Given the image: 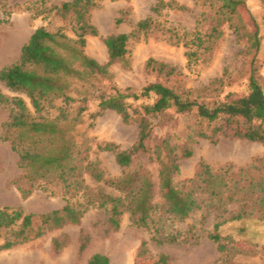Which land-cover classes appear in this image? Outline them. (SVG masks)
<instances>
[{
	"label": "trees",
	"instance_id": "trees-1",
	"mask_svg": "<svg viewBox=\"0 0 264 264\" xmlns=\"http://www.w3.org/2000/svg\"><path fill=\"white\" fill-rule=\"evenodd\" d=\"M195 1H202L211 13L209 19L212 24L206 31L200 26L194 31L166 28L157 19L148 16L139 20L129 33L105 37L109 54L107 63H101L85 52L87 36L99 34L98 28L90 20V11L97 0L65 1L53 8L56 15L70 21L76 37H70L62 28L50 30L39 27L22 46L19 58L1 69L0 80L10 90L29 97L33 108L21 96L8 97L0 92V103L11 106L9 119L3 124L2 138L9 141L18 154L24 178L32 187L48 190L49 185H61L65 194L73 192L76 195L79 193V198L84 197L82 202L71 203L67 200L61 209L42 214L26 213L21 207H0V237L20 224L13 233V239L6 241L4 248L42 236L46 231L67 223L78 224L90 205L95 204L111 205L109 224L114 229L120 226L125 212L129 213L134 226L152 228L159 216L185 220L197 210L213 209L222 219L215 223L210 238L217 244L223 258L228 259L233 240L228 241L224 237L222 226L252 217L255 212H258L260 219L264 218V175L259 179L252 177L247 184H241L240 180L227 178V172H215L207 162L202 161L194 177L184 181L175 180V175L180 171V160L192 155L186 141L192 142L194 136H221L264 143V74L258 59L262 35L259 23L247 10L248 0ZM259 1L264 7V0ZM165 9L184 10L186 7L174 0H158L152 7L156 14ZM245 10L248 11L249 20L243 14ZM4 13L10 14L7 11ZM8 20L4 18L0 22ZM123 21L124 17L120 16L116 24ZM226 24L238 39L246 42V94L228 95L214 101L201 99L200 92L212 90L223 82V78L215 79L201 90L181 89L175 84L161 81L149 83L140 89L123 88L112 83L110 65L117 62L125 68L131 65L128 49L131 38L160 32L171 43L186 47L188 65L191 66L211 58ZM146 70L168 81H176L183 75L177 66L155 58L146 61ZM57 101L61 103L58 114L51 116L49 109ZM91 101L96 102L97 108L96 112L89 113L92 118L106 110H113L125 123L138 124L137 140L129 148L122 149L115 143L107 142L99 145L98 149L113 152L117 163L123 168L131 166L137 157L145 156L156 161L160 178L157 191L151 172L140 166L111 181L121 195L100 192L93 195L89 192L85 173L97 181L103 179V172L91 159V137L80 131ZM74 103L79 104L76 110L72 107ZM176 114L193 115L197 120L216 123V126L211 135L202 129L192 131L184 142L179 141L181 137L177 134H174L176 140L173 135H167L152 147L149 142L153 139V120L170 124ZM252 168L260 169L255 164ZM246 172V175L252 173ZM233 202L240 204L239 210L224 218L229 212L228 205ZM251 202L252 207L249 205ZM152 240L161 245L175 242L177 237L165 235L156 228ZM53 244L57 250L62 246L58 239ZM146 245L143 242L140 257L147 253ZM85 248L86 244L82 243L81 251ZM168 259V255L162 254L151 264H168ZM87 264H110V258L97 252L90 256Z\"/></svg>",
	"mask_w": 264,
	"mask_h": 264
},
{
	"label": "rangeland",
	"instance_id": "rangeland-1",
	"mask_svg": "<svg viewBox=\"0 0 264 264\" xmlns=\"http://www.w3.org/2000/svg\"><path fill=\"white\" fill-rule=\"evenodd\" d=\"M65 1L72 0H0V20L9 19L8 22H0V71L19 58L22 46L39 27L50 30L62 28L70 37H76L70 21L56 15L53 8ZM157 1L97 0L90 11V20L98 28L99 34L87 36L85 52L99 62L107 63L109 54L104 42L105 37L129 33L139 20L148 16L157 19L161 26L177 27L181 31H194L197 26L206 31L212 24L209 19L211 13L202 1L174 0L186 9H165L156 14L152 7ZM247 10L260 25L262 44L258 59L264 74V7L259 0H248ZM247 10L243 11V14L249 20ZM4 11L10 14L6 15ZM120 16L124 17V21L116 24V19ZM245 47L246 42L238 39L226 24L224 34L217 41L211 58L189 66L186 47L183 44L171 43L160 32L143 35L137 39L131 38L128 41L131 65L129 68L119 62L110 65L112 83L123 88L140 89L149 83L161 81L175 84L181 89L201 90L215 79L223 78V82L212 90L200 92L201 99L214 101L228 95H244L247 93L248 83V58L244 53ZM149 58L175 65L183 75L176 81H168L165 77L150 73L146 70V61ZM0 92L8 97H23L33 110L29 97L10 90L1 80ZM129 101L134 103L132 99ZM60 105V101H57L56 105L49 109V114L56 116ZM78 105L74 103L73 110H76ZM96 111V102L91 101L89 111L85 114V122L80 128V131L91 137V159L97 162L98 168L103 172L101 181H97L89 173L84 174L89 192L93 195L99 192L121 195L111 181L140 166L151 172L157 191L160 178L159 164L156 161L145 156L137 157L131 166L123 168L117 163L113 152L98 149L99 145L107 142L115 143L122 149L129 148L137 140L138 124L125 123L113 110H106L92 118L89 113ZM10 114L11 106L0 103V207H21L26 213L42 214L61 209L67 200L71 203L84 201V197L79 198V193L65 194L61 185H49V189L45 190L32 187L24 178L19 167L18 154L12 149L10 142L2 138L3 124ZM153 122V139L149 142L152 147L167 135H173L176 140L174 134H177L181 137L179 141L183 142L192 131L202 129L211 135L216 126V123L197 120L189 114L174 115L170 124L159 122L158 119ZM193 139L192 142L186 141L192 155L180 160V171L175 175L176 181L194 177L202 161L207 162L215 172H227V178L240 180L241 184H247L252 177L259 179L264 175V143L221 136H194ZM253 164L258 165L260 169H251ZM246 171L252 173L246 175ZM251 204L252 202L250 207ZM227 208L229 212L224 218L237 213L240 204L233 202ZM110 210V204L90 205L80 223H67L60 228L46 231L42 236L11 248H4L6 241L13 239V233L19 229V224L0 237V264H87L90 256L97 252L106 254L110 258V264H151L162 254L169 256L168 264H264V218L260 219L258 212L252 217L234 220L222 226L224 237L228 241L233 240L229 257L224 259L217 244L210 238L215 223L222 219L213 209L197 210L185 220L159 216L156 217L152 228L134 226L129 213L125 212L117 229L109 224ZM156 228L165 235H175L177 240L157 244L152 240ZM55 239L62 245L58 250L53 244ZM143 242L147 243V253L140 257ZM82 243L86 244L83 251L80 249Z\"/></svg>",
	"mask_w": 264,
	"mask_h": 264
}]
</instances>
